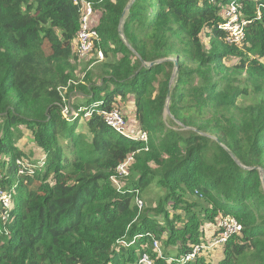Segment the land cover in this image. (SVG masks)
<instances>
[{"label":"trees","instance_id":"obj_1","mask_svg":"<svg viewBox=\"0 0 264 264\" xmlns=\"http://www.w3.org/2000/svg\"><path fill=\"white\" fill-rule=\"evenodd\" d=\"M87 1L98 40L80 60L73 0H0V264H264V0H133L127 44L131 0ZM230 3L249 21L236 46ZM129 98L144 140L104 120ZM152 184L163 195L139 209ZM227 215L241 231L215 263L180 260Z\"/></svg>","mask_w":264,"mask_h":264},{"label":"built area","instance_id":"obj_2","mask_svg":"<svg viewBox=\"0 0 264 264\" xmlns=\"http://www.w3.org/2000/svg\"><path fill=\"white\" fill-rule=\"evenodd\" d=\"M73 2L79 5L81 26L76 34V55L80 60H82L86 59V57L91 53L94 40H98V34L95 28L92 27V16L95 12L93 11L92 3L87 0H73ZM222 9L224 21L221 23L220 28L226 34L225 39L229 44H233L234 46L240 45L245 36V26L249 21L242 15L241 7L236 3H230L227 6H224ZM95 23H97V21H95ZM97 59H103V55L100 50L97 51ZM69 111L70 114L75 115V113L67 106L63 108L62 114L68 116ZM91 113V111H84V116L89 117ZM102 114L107 125H109L113 130L119 134L131 136V134L124 129L126 121L118 109L102 112ZM133 137H136L139 140H144L145 134L139 133L137 136ZM130 160L131 158L127 159L122 165L118 167L117 172L119 175H127L125 166L130 162ZM113 182L116 184V187H121L117 180L113 179ZM135 202L138 208L142 209L143 204L139 197L135 198ZM0 203L3 207L8 209L10 208L11 194L1 188ZM240 231L241 225L236 221V219L229 215L221 217L218 221V234L209 236L206 241H202L199 244L193 246L192 250L180 260L185 262L191 261L197 255L203 252L213 251L216 248L220 249V247L223 246L231 234L238 233ZM123 244L132 246L134 245V242H123ZM152 249H154V251H156L158 254L157 258L161 256L160 244L157 240L152 241ZM171 261L172 258L169 257L166 259L165 263L159 264H169ZM138 263L158 264L152 255L146 253L139 257Z\"/></svg>","mask_w":264,"mask_h":264},{"label":"rangeland","instance_id":"obj_3","mask_svg":"<svg viewBox=\"0 0 264 264\" xmlns=\"http://www.w3.org/2000/svg\"><path fill=\"white\" fill-rule=\"evenodd\" d=\"M174 57L175 56H173L172 58L174 59ZM246 101H249V100H246ZM131 102L132 101L130 100V98L128 101H124L122 104L119 105V107H120L119 110L121 109V110H124L125 112L128 113V122L125 125L124 129H125V131L129 132L131 134V136L133 137L132 134L138 135L139 131H137L135 126L133 125V120H132L133 115L131 114L132 113V103ZM82 120H83V118L79 122L78 130H83V128H84L83 124H82L83 123ZM18 146L25 151H31L34 155L32 157V159L34 161H37V163H38V161H40V163H41L40 157L42 154L38 151V148H36V146L34 145L31 136L26 134L25 137L18 142ZM141 195H142L141 196L142 198H140V197L139 198L141 199L143 206H154L159 201L160 197L163 195V191L157 185L152 184ZM193 199L194 198H192L191 200H193ZM129 241L135 242L134 239H130L127 242H129ZM219 251L220 250L216 248L215 250L211 251L209 256H208V254L206 256H207V258L211 257V262L215 263L219 259V255H220Z\"/></svg>","mask_w":264,"mask_h":264},{"label":"water","instance_id":"obj_4","mask_svg":"<svg viewBox=\"0 0 264 264\" xmlns=\"http://www.w3.org/2000/svg\"><path fill=\"white\" fill-rule=\"evenodd\" d=\"M133 2V0H131L129 2V4L126 6V8L124 9L121 17H120V25H119V33L121 34L123 40L125 41V43L127 44L125 38H124V35H123V22H124V15H125V12L127 11V9L130 7L131 3ZM156 62H159V61H156ZM156 62H151L149 64H146L147 66H151L152 64L156 63ZM174 73H173V77L176 76L177 74V61L174 60ZM169 100V97L167 96V101ZM166 112L168 113V107L166 105Z\"/></svg>","mask_w":264,"mask_h":264},{"label":"crops","instance_id":"obj_5","mask_svg":"<svg viewBox=\"0 0 264 264\" xmlns=\"http://www.w3.org/2000/svg\"><path fill=\"white\" fill-rule=\"evenodd\" d=\"M173 249H174V248H173ZM173 249H172V250H173ZM219 252H220V251H219ZM220 256H221V253H220V255H219V258H220Z\"/></svg>","mask_w":264,"mask_h":264},{"label":"bare ground","instance_id":"obj_6","mask_svg":"<svg viewBox=\"0 0 264 264\" xmlns=\"http://www.w3.org/2000/svg\"><path fill=\"white\" fill-rule=\"evenodd\" d=\"M138 207V206H137Z\"/></svg>","mask_w":264,"mask_h":264}]
</instances>
